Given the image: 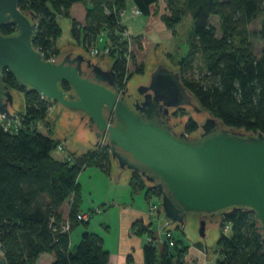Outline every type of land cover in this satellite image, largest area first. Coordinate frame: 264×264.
Here are the masks:
<instances>
[{
  "label": "trees",
  "instance_id": "trees-1",
  "mask_svg": "<svg viewBox=\"0 0 264 264\" xmlns=\"http://www.w3.org/2000/svg\"><path fill=\"white\" fill-rule=\"evenodd\" d=\"M163 2L165 10L160 17L172 34H177V27L186 16L191 18L187 37L189 58L187 61L179 59L178 68L181 77L184 63L189 64L192 58L199 56L202 76L196 80L181 77L184 88L198 107L225 127L264 134V46L256 56L250 43L252 37L264 40V20L259 32L250 33L248 29L264 16V0ZM76 4L86 7V18L81 26L71 19L73 37L77 41L82 39L86 49L103 41L109 48L106 57L112 61L117 85L124 87L132 77L128 74V58L134 63L135 58L128 48L130 37L123 36L127 29L119 22V13L133 6L140 11L139 17L160 14L159 0H20V10L35 16L38 28L33 46L45 59L58 53L56 42L62 30L56 16L70 18ZM213 17L219 19L220 35L212 23ZM0 31L7 36L13 34L15 28L6 25ZM136 72L143 73V65H139ZM3 82L23 95L25 111L18 116L19 122L10 121L12 126L8 130L0 122L1 254L8 264H36L42 255L53 256L50 264H109L103 239L88 232V221L77 218L82 202L78 176L87 167L109 174V149L98 145L80 155L71 153L64 160L55 159L52 153L61 144L60 140L43 134L38 128L48 116V102L39 94L18 87L7 70L3 71ZM63 88L67 90L68 86L63 84ZM197 129L192 119L186 122L187 134ZM130 186L133 192L144 191L146 200L159 196L137 172H131ZM224 226H228L226 232ZM77 227H82L84 232L72 247L71 233ZM257 227L251 210H228L216 242L220 256L216 264H264V244ZM138 232L141 235L148 229L141 225ZM165 241L161 251L154 241L144 245V264H186L188 245L174 236ZM195 246L201 248L199 244ZM125 264L134 262L127 258Z\"/></svg>",
  "mask_w": 264,
  "mask_h": 264
},
{
  "label": "water",
  "instance_id": "water-1",
  "mask_svg": "<svg viewBox=\"0 0 264 264\" xmlns=\"http://www.w3.org/2000/svg\"><path fill=\"white\" fill-rule=\"evenodd\" d=\"M20 0H0V30L11 25L15 32L0 31V117L16 121V96L3 82L9 71L18 87L33 91L51 106L60 105L89 120L94 143L106 135L104 145L123 172H137L160 197L164 219L182 229L206 253L222 228L224 216L233 208L249 209L264 244V134L225 127L198 107L186 91L177 71L156 65L149 78L128 88L144 95L134 113L126 103L116 73L106 60L95 63L76 46H64L55 62L46 60L33 46L38 24L31 12L18 7ZM73 56V57H72ZM90 76L81 74V65ZM148 86H144L148 83ZM63 84L68 89L63 88ZM187 108L200 128L184 133L186 116L172 117L171 125L158 121L160 110ZM112 117L115 123L108 121ZM0 264H8L0 251Z\"/></svg>",
  "mask_w": 264,
  "mask_h": 264
},
{
  "label": "crops",
  "instance_id": "crops-1",
  "mask_svg": "<svg viewBox=\"0 0 264 264\" xmlns=\"http://www.w3.org/2000/svg\"><path fill=\"white\" fill-rule=\"evenodd\" d=\"M161 1L160 14L157 13L147 17L148 22L155 24L162 32L167 30L171 36L175 37L161 20L160 16L165 10V4L163 0ZM71 16L83 23L86 18L84 7L81 4L74 5L71 9ZM123 24L126 26L127 33L130 36L128 44L129 52L135 58V63L137 65H143V69L145 70V64L149 61V55L151 53L150 49L153 46L151 43L149 44L148 36L135 35V33L131 34L126 22ZM98 42L95 43V47L101 50L102 45L99 46ZM168 55L172 56L173 54L172 52L166 53L165 56L167 59ZM100 57L106 58L104 56ZM131 62L133 63L132 59L128 63V71H132L133 67ZM109 63L110 68L111 61ZM175 68V71L179 73V68L176 66ZM89 123V120H87V125ZM67 140L60 141L63 147ZM74 148L73 146L72 150ZM95 148L97 147L94 145L87 151ZM130 178L131 172H123L118 164L111 159L109 174L102 172L96 167H87L81 171L77 179L82 197L80 211L82 214L85 213L89 216L87 230L90 233L99 235L103 239L104 248L109 253V264H125L127 258H131L134 264H144L143 248L147 243L145 238L146 234L152 237L158 251L162 250L166 242L165 236L163 234L159 235L158 228L154 224L152 216L148 213L144 191L133 192L130 186ZM136 224L138 225L134 226ZM141 225L146 227L148 232L140 235L138 231ZM83 232L84 229L78 227L71 233L72 247L79 242ZM196 244L201 246V248H197L200 251L193 248ZM192 252L194 253V257L196 256L194 261L190 259ZM187 254L188 256L184 258L186 264H216V261L220 257L218 254L214 258H209L205 249H203L202 243L199 241L188 244ZM52 261V255L44 258V263L46 262V264H50Z\"/></svg>",
  "mask_w": 264,
  "mask_h": 264
},
{
  "label": "rangeland",
  "instance_id": "rangeland-1",
  "mask_svg": "<svg viewBox=\"0 0 264 264\" xmlns=\"http://www.w3.org/2000/svg\"><path fill=\"white\" fill-rule=\"evenodd\" d=\"M159 4L162 5L161 0H159ZM83 7H84L85 17H86V7L85 6ZM263 17H259L256 21H254L248 27L250 33L254 31L259 32L261 30L262 20H264ZM71 19L75 20L80 26L83 25L85 22L84 20V22L81 23L78 21V19L72 16L70 18L61 16V15L56 16V20L62 30V34H61V37L56 42V48H57L58 53L56 54L55 57H52V58L56 60L60 50L64 46H76L79 50H81L89 58L96 57L95 63L98 65H102L106 60L110 62L111 60L107 58L106 55L101 54V55L94 56L91 54V50L92 48H94L96 44L86 49L84 48L82 39L77 41L73 37L72 32H71L72 30ZM125 22L131 34L135 33V35L139 34L143 36H148L149 44L151 43L153 47L150 49L151 53L149 55V61H147V63L145 64V70L143 69V73H137L136 70H138L139 65H136V63L131 62L133 68H132V71L131 70L128 71V74L131 73L132 77L129 78L128 81H126V84L124 85V87H120L121 90L122 89L126 90L134 86L135 84L149 78L155 66L160 63L164 67L170 68L171 70L173 69L175 70L176 69L175 66L179 67L178 65L179 59L180 61L181 60L184 61L186 59L188 60L189 58L188 55L190 54L188 50L190 49V45L188 46L187 44V37H188L189 31L191 30V26H192V21L189 16H186L183 20V23L177 27V31H176L177 35H175V37L171 36L167 30H165L164 32L160 31V29L157 28L155 24H153L152 22H148L147 17H144V16L138 17L136 19L126 20ZM212 23L217 27L218 34L220 35L221 33L219 31V19L217 17H213ZM250 40H251L250 43H251L253 53L256 56H259L264 46V40H262L260 37H252ZM98 45L99 46L102 45L100 48L101 50L104 48L103 42L99 41ZM170 52H172L173 55L171 57L168 56V59H167L165 54L170 53ZM100 56H104L106 58H101ZM176 56L177 57L179 56V57L176 58ZM185 63H184L185 70L184 71L181 70L182 72L181 77L183 76L185 79H188V80H196V79H199L200 76H202V71L200 70L201 64L199 61V56H196L195 59L192 58L189 64L187 63L185 64ZM111 66H112V61H111ZM179 75H180V72H179ZM181 77H180V80H181ZM12 91L14 95L16 96L17 109L11 108L10 110L13 114L19 116L23 114L25 111L24 98H23V95L19 91L17 90H12ZM178 116L179 118L183 116L187 117V120L184 123V132H185V124L188 121V119H192L193 121L197 123L195 116H193L192 113L187 108H182V109L177 110L173 118L177 119ZM87 120L88 119L86 118L81 119V115L79 113L70 112L57 104H53L49 108L46 121L40 122L38 124V126H40L39 127L40 131L45 135H50L53 138L60 140L61 142L68 139L67 142L65 143V146L64 147L62 146V149L59 150L56 148V150L53 151L52 156L55 159L64 160L71 154V152L72 153L75 152V154L80 155L86 152L88 149H91L95 145L94 144V130L91 129L89 125H87ZM16 122H19V120L17 119ZM10 125L12 126L11 122H10ZM48 125H49L51 132H49ZM85 127H88V128H85ZM99 145H102V144L100 143ZM73 146L75 147L74 150H72ZM107 151L108 153H110L109 150ZM178 226L179 225L170 226V230L172 231L174 237L180 238L187 245L190 243H193L194 241L187 235V233L182 229V227L181 229H177ZM224 227L226 229V226ZM218 229L220 230V232L213 244L212 252L207 253V256L209 258H214L216 255H218V248H217L216 242L224 228L221 229L220 227H218ZM182 231L184 232V234ZM227 234L229 235V233ZM198 241L199 240H197V242ZM202 246H203V249H205L203 244ZM195 247L193 248L200 251L199 249H197L198 248L197 246ZM185 256L187 257L188 254H186ZM43 257L48 258V255L40 256L36 264H46V262L44 263ZM194 258H196V256L194 257V253L192 252L190 259L194 261ZM192 261L190 262L192 263Z\"/></svg>",
  "mask_w": 264,
  "mask_h": 264
},
{
  "label": "built area",
  "instance_id": "built-area-1",
  "mask_svg": "<svg viewBox=\"0 0 264 264\" xmlns=\"http://www.w3.org/2000/svg\"><path fill=\"white\" fill-rule=\"evenodd\" d=\"M140 11L136 8V7H129L128 9H124L122 11H120L119 13V22L120 23H124L126 20H130V19H136L140 16ZM104 35H102L101 37H103ZM123 36L127 39H129V35L126 32L123 33ZM101 40V39H100ZM109 52V48L107 46H104V48L102 50H98L95 46L94 48H92L91 50V54L96 56V55H107ZM48 60V59H46ZM48 61L51 62H55L56 60H54V58L49 59ZM130 62V59L128 58L127 61V68H128V63ZM110 118V117H109ZM109 121V120H108ZM0 122L3 123L4 127L6 130H8L10 128V121L8 120V122H5V118L0 117ZM19 125V123H18ZM105 138L106 135H103L100 140H99V144L101 143L102 145L105 142ZM57 149H62V145L59 144ZM147 207H148V213L152 216L153 222L155 225H157L158 227V233L160 234H164L166 239H171L172 235V231L170 230V226L168 225L167 221L164 219V215L162 212V208L160 206V197L159 196H151L149 198V200H147ZM78 220L80 221H88L89 220V216L84 214H79L77 216ZM69 227L66 226L64 229L67 230ZM228 229V226H226V229L224 227V231L226 232ZM146 238V242L150 243L153 242V239L151 236L147 235L145 236ZM173 245V242L170 241V246Z\"/></svg>",
  "mask_w": 264,
  "mask_h": 264
},
{
  "label": "flooded vegetation",
  "instance_id": "flooded-vegetation-1",
  "mask_svg": "<svg viewBox=\"0 0 264 264\" xmlns=\"http://www.w3.org/2000/svg\"><path fill=\"white\" fill-rule=\"evenodd\" d=\"M73 57V56H72ZM80 72H81V74H87V76H90L91 77V74H90V70L89 69H86L85 68V65L83 64V65H81V68H80ZM148 84H149V81H148V83L146 84V85H144V86H148ZM141 86V85H140ZM139 86V87H140ZM139 87H137V89H136V94L134 95L133 93H129L128 92V89L126 90V94H125V96H124V99H125V101H126V103L130 106V109L134 112V113H138V111H136V108H135V105H141V103L144 101V95L145 94H147V93H149V91L148 92H145V94H143V95H141V94H139L138 93V88ZM183 107H180V108H176V109H174V108H169L168 109V113L167 114H163V110H160L159 112H158V116H159V119H158V121L160 122V124L161 125H170V127H171V130L173 131V132H175L176 134H179V133H181V132H177L175 129H174V127L171 125V123H172V117L175 115V113H176V111L177 110H179V109H182ZM108 118V120H109V122H111L112 124H114L115 123V120L110 116V118H109V116L107 117ZM189 120V119H188ZM198 125V124H197ZM200 125L201 124H199L198 125V128H200ZM198 130V129H197ZM184 133H186V132H184ZM187 134V133H186ZM187 136H188V138L192 141V142H195L199 137V132H198V134H197V136L196 137H189V134H187Z\"/></svg>",
  "mask_w": 264,
  "mask_h": 264
},
{
  "label": "bare ground",
  "instance_id": "bare-ground-1",
  "mask_svg": "<svg viewBox=\"0 0 264 264\" xmlns=\"http://www.w3.org/2000/svg\"><path fill=\"white\" fill-rule=\"evenodd\" d=\"M106 147V146H105Z\"/></svg>",
  "mask_w": 264,
  "mask_h": 264
}]
</instances>
